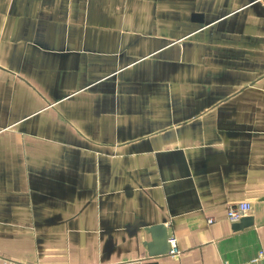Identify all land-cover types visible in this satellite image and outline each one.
<instances>
[{
	"label": "crops",
	"instance_id": "obj_1",
	"mask_svg": "<svg viewBox=\"0 0 264 264\" xmlns=\"http://www.w3.org/2000/svg\"><path fill=\"white\" fill-rule=\"evenodd\" d=\"M0 264H264V0H0Z\"/></svg>",
	"mask_w": 264,
	"mask_h": 264
},
{
	"label": "built area",
	"instance_id": "obj_2",
	"mask_svg": "<svg viewBox=\"0 0 264 264\" xmlns=\"http://www.w3.org/2000/svg\"><path fill=\"white\" fill-rule=\"evenodd\" d=\"M250 203L246 201L231 203L226 210V218L233 225L240 223L242 218L248 213L250 210ZM213 219H207V222H212ZM166 229V228H165ZM160 240L163 241L165 247V253L170 256H177L181 250L177 245L176 237L173 233L167 230V233Z\"/></svg>",
	"mask_w": 264,
	"mask_h": 264
},
{
	"label": "water",
	"instance_id": "obj_3",
	"mask_svg": "<svg viewBox=\"0 0 264 264\" xmlns=\"http://www.w3.org/2000/svg\"><path fill=\"white\" fill-rule=\"evenodd\" d=\"M234 227L239 228L240 225L235 224ZM166 234V229L164 225H160L159 227H157L156 229L153 230V238L154 241H158L159 239L163 238ZM154 241H152V244L154 245ZM155 247H158L157 245H155Z\"/></svg>",
	"mask_w": 264,
	"mask_h": 264
}]
</instances>
